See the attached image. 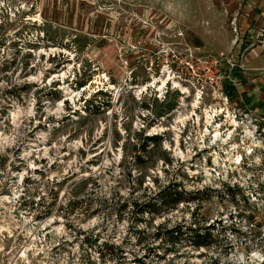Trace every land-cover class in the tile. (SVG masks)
Segmentation results:
<instances>
[{
	"label": "rangeland",
	"instance_id": "374dc122",
	"mask_svg": "<svg viewBox=\"0 0 264 264\" xmlns=\"http://www.w3.org/2000/svg\"><path fill=\"white\" fill-rule=\"evenodd\" d=\"M176 49L231 55L236 84L202 95ZM169 186L200 194L128 235L118 206ZM194 216L216 226L209 247L173 246L165 231ZM148 249L144 264H264V0H0V264Z\"/></svg>",
	"mask_w": 264,
	"mask_h": 264
},
{
	"label": "trees",
	"instance_id": "16d2710c",
	"mask_svg": "<svg viewBox=\"0 0 264 264\" xmlns=\"http://www.w3.org/2000/svg\"><path fill=\"white\" fill-rule=\"evenodd\" d=\"M226 88L229 89L230 88L229 85ZM86 103L88 105L86 110H88L90 112L91 107H93V108L95 107L94 103H92L91 101H86ZM95 108L99 109L100 105H99V107H95ZM165 114L168 115V113H165ZM164 115H158V118H162V117H164ZM160 139L161 138L157 135L156 136H147V137H145V144H148L149 142H155V145H158L160 142ZM141 147L144 148L145 145H143ZM134 160L135 161L140 160V155H137V153H135ZM172 191H174V192H172ZM199 194H200V192H190L189 193L190 198L187 199L186 197H184L183 191L179 192L177 189L172 190L171 186H169V187H165V188L159 190L158 193L154 194L155 195L154 199H152V201H154V202H151V200H149L148 202L145 201L143 203L134 202L131 205L124 202L118 206V208H119L118 210H119V212H122V211H125L126 207H129V206L132 207V211H131L132 212V217H131L132 224L129 227L128 235L138 234L141 237L142 233L138 229H136L140 223V220L144 219V217H146V215H151V218H153V219L156 215H160L158 206L162 207L163 205L170 204L169 202H171L170 209H175L180 203H182L184 201L190 202V201L196 200L195 198H197V196H199ZM78 204L79 203L76 200H73V201L70 200L69 205L72 208H75ZM218 224L220 225L221 221H219ZM193 225L195 227H193ZM160 228H162V227H160ZM213 230H216V226H209V227L204 228V229L202 227H200V225L198 224V222L194 216L193 222L191 223V225L179 223V224H176L175 226H173L172 228L167 229L165 232L167 233V235H169L172 238L171 243L173 246L176 245V243L180 237L185 236L186 234H192L194 241L191 244V247L193 249H200L203 247H206V248L209 247V243H206L204 240L208 236H210V232ZM203 231H206V232L203 234ZM159 232L157 233V236L159 235ZM140 237H139V240L137 242L139 244L143 243V239ZM127 238L128 237H126V239ZM126 239H125V241H126ZM173 239H176V240L174 241ZM125 241L122 243V245H120V250H121L120 254L121 255L124 252V249L122 248V246L125 244ZM148 250L147 251L145 250L144 255L136 254L133 262L138 263V264H144V262H145L144 260H146L147 258L150 257L149 253L151 252V250L150 249H148Z\"/></svg>",
	"mask_w": 264,
	"mask_h": 264
},
{
	"label": "built area",
	"instance_id": "2783aa9c",
	"mask_svg": "<svg viewBox=\"0 0 264 264\" xmlns=\"http://www.w3.org/2000/svg\"><path fill=\"white\" fill-rule=\"evenodd\" d=\"M168 55L178 79L194 84L202 95L205 89L209 88L223 96L228 85L236 84L233 73L239 66L231 55H202L193 50L178 49Z\"/></svg>",
	"mask_w": 264,
	"mask_h": 264
},
{
	"label": "bare ground",
	"instance_id": "6f19581e",
	"mask_svg": "<svg viewBox=\"0 0 264 264\" xmlns=\"http://www.w3.org/2000/svg\"><path fill=\"white\" fill-rule=\"evenodd\" d=\"M169 77H170V76H169ZM169 80H170V79H169ZM167 81H168V78H167ZM167 81H166V82H167ZM162 82H163L162 85L164 86V85L166 84L165 80H163ZM175 82H176V81H175ZM173 84H174V83H173ZM178 84H179V83H178ZM178 84H177V85H178ZM174 86H175V85H174ZM185 89H186V88H185ZM186 92H189V91L187 90ZM183 93H184V92H183ZM206 116H207V119H208V120H207L208 123L211 124V120H210V119H211V116L208 115V112H207V115H206ZM233 122H234V121H233ZM234 123H236V122H234ZM234 123H233V124H234ZM207 131H209V130L207 129ZM220 136H221V134H220L218 131H216V133H215V135H214V138H215L216 140H219V139H220ZM228 138H230V136H229ZM226 141H227V140H226ZM226 141H224V142H226ZM238 161H239V160H238Z\"/></svg>",
	"mask_w": 264,
	"mask_h": 264
},
{
	"label": "crops",
	"instance_id": "0c3cea01",
	"mask_svg": "<svg viewBox=\"0 0 264 264\" xmlns=\"http://www.w3.org/2000/svg\"><path fill=\"white\" fill-rule=\"evenodd\" d=\"M236 75H238V71H236L235 73H234V76H236ZM241 76V75H240ZM243 76V75H242ZM238 77V76H237ZM243 78H245V76H243ZM248 82H249V80L248 79H246Z\"/></svg>",
	"mask_w": 264,
	"mask_h": 264
}]
</instances>
